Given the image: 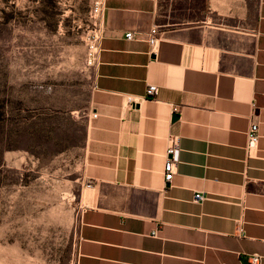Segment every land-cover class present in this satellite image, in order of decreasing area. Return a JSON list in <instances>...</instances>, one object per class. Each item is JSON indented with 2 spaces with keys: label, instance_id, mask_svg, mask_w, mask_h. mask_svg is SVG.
<instances>
[{
  "label": "crops",
  "instance_id": "0c3cea01",
  "mask_svg": "<svg viewBox=\"0 0 264 264\" xmlns=\"http://www.w3.org/2000/svg\"><path fill=\"white\" fill-rule=\"evenodd\" d=\"M97 58L74 264H264V0H105Z\"/></svg>",
  "mask_w": 264,
  "mask_h": 264
},
{
  "label": "rangeland",
  "instance_id": "374dc122",
  "mask_svg": "<svg viewBox=\"0 0 264 264\" xmlns=\"http://www.w3.org/2000/svg\"><path fill=\"white\" fill-rule=\"evenodd\" d=\"M90 0H0V264H74Z\"/></svg>",
  "mask_w": 264,
  "mask_h": 264
},
{
  "label": "built area",
  "instance_id": "2783aa9c",
  "mask_svg": "<svg viewBox=\"0 0 264 264\" xmlns=\"http://www.w3.org/2000/svg\"><path fill=\"white\" fill-rule=\"evenodd\" d=\"M104 1L105 0H90V10L89 16L93 25V29L88 37V53H87V64L89 66L95 67L98 61V43L104 32ZM126 40H133L134 35L129 32L125 35ZM146 41L151 49V52H154L156 44L159 42L158 39V28H152L146 37ZM158 93V88L156 86H148L145 92V98L151 99L154 98ZM127 105L132 107L136 104L132 97L128 96L126 98ZM258 124L251 123L247 131V142L245 150L248 154L257 151L259 134H258ZM180 139L177 136H169L168 138V147L166 150V161L163 167L164 182L169 184L171 182L172 176L175 172L177 165L180 160ZM206 197L202 194H194V202H202ZM157 230L152 232V237L157 236ZM262 257L259 255H250L248 257V264H261Z\"/></svg>",
  "mask_w": 264,
  "mask_h": 264
},
{
  "label": "water",
  "instance_id": "95a60500",
  "mask_svg": "<svg viewBox=\"0 0 264 264\" xmlns=\"http://www.w3.org/2000/svg\"><path fill=\"white\" fill-rule=\"evenodd\" d=\"M178 116L177 115H174L173 118L176 119Z\"/></svg>",
  "mask_w": 264,
  "mask_h": 264
}]
</instances>
